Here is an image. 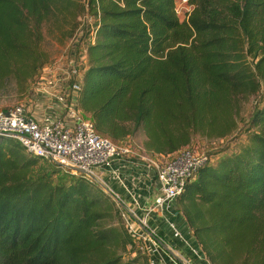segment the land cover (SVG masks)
<instances>
[{
    "label": "trees",
    "instance_id": "obj_1",
    "mask_svg": "<svg viewBox=\"0 0 264 264\" xmlns=\"http://www.w3.org/2000/svg\"><path fill=\"white\" fill-rule=\"evenodd\" d=\"M173 1L0 0V89L12 80L21 96L48 62L43 26L70 38L86 11L93 35L80 38L76 106L98 135L117 142L140 131L158 154L217 121L223 136L237 96L264 87V0H189L185 20ZM240 133L176 199L208 264H264V91ZM41 160L0 134V264H149L106 192Z\"/></svg>",
    "mask_w": 264,
    "mask_h": 264
},
{
    "label": "built area",
    "instance_id": "obj_2",
    "mask_svg": "<svg viewBox=\"0 0 264 264\" xmlns=\"http://www.w3.org/2000/svg\"><path fill=\"white\" fill-rule=\"evenodd\" d=\"M191 8L189 0L173 1V11L181 20L187 18ZM92 31L91 28L90 41H92ZM82 67L80 61L75 62L73 58L54 66L52 71L43 65L34 91L54 101L60 117L43 116L40 121H36L22 106L0 109V134H9V137L16 140L32 156L52 162L72 174H81L90 181H92L91 177H94L102 183L100 170H107L114 174L111 167L112 160L126 155L129 150L98 135L92 122L84 118L76 106ZM50 73L54 74V78L51 82H46ZM167 157L168 159L163 162L150 161L154 171L156 194L153 203L145 208L143 218H136L134 213V217L129 216L132 218L133 225L126 223V226L133 236L141 237L140 231L143 232L141 227L146 229L150 235H155L147 229L146 225L147 215L152 212H160L167 217L165 223L175 231L170 218L177 213L175 211L176 199L185 181L208 160L204 155L188 149L167 154ZM186 245L197 260L208 264L200 248L195 249ZM169 258L175 262L170 256Z\"/></svg>",
    "mask_w": 264,
    "mask_h": 264
},
{
    "label": "rangeland",
    "instance_id": "obj_3",
    "mask_svg": "<svg viewBox=\"0 0 264 264\" xmlns=\"http://www.w3.org/2000/svg\"><path fill=\"white\" fill-rule=\"evenodd\" d=\"M93 21L94 19L92 18L91 15H89L86 11L82 12L77 19V28L74 34L70 38L62 35L60 31L51 30L47 24L44 25L42 28L44 33V39L40 45V49L44 52V54L47 56L48 59V62L44 66L49 67L52 71L53 67L61 63L65 56L75 59V62H79V56L82 55L80 53L83 51V43L80 41L81 40L80 38L84 32L91 29ZM41 71L42 70L40 68L36 77L32 78L27 83L26 89L21 96L20 95L18 96L16 93L17 91H19V86L12 80H8V83H6L0 89V109L19 105L22 106L23 109L26 110L28 114H32L33 118L43 117V116L51 117L52 112L50 110L44 111L39 106L38 100L41 99L42 96L36 94L34 91V87L37 81L39 80V75L41 74ZM48 79H49V75H48ZM48 79L46 80V82L48 81ZM262 84H263L262 82L259 83L260 86L258 88V91L254 94H251L247 97L237 96V100H235V102L237 101V111L236 114H233L232 116L233 125L231 126L233 127L230 126V128L232 129H230L226 134H224L223 136L219 135L220 131L217 129L218 121L214 124L215 126L214 128H212L211 126L209 127L207 125H203V127H201L197 132L189 135V143L186 146L179 148L175 152H178L181 149H188L192 152L204 155L205 157H207V159L210 162L213 159L214 153L217 152L218 150L225 148L226 152L232 151L233 146L242 139L240 132L245 127L247 118L249 117L254 105L257 103L260 93L264 91L263 90L264 87ZM86 115L88 116V114ZM86 115L85 117H87ZM145 139L146 138L143 132L139 131L136 132L134 135L125 137L121 141H117V142L112 141L115 145L120 147H125L129 150V152L126 155H123L122 157H118L125 160L124 168H127L125 169V172H127L128 175L129 172L132 175L133 171H137L140 169L144 176L147 169L150 170V172H151L150 168L153 169V166L150 163V161L163 162L168 159L167 154L164 153L158 154V153H151L145 151L143 149V143ZM39 166L46 170L53 167L52 164L43 160L40 161ZM100 171L104 173V170L101 169ZM112 175L111 176L101 175L102 178L101 185L106 189H108L111 194H113L112 191L110 190L112 188L111 186L112 180L116 181V183L118 182L116 176H114L115 174ZM120 202L124 206L126 211L119 204L117 203L116 204L120 207L123 213L125 224L126 223L132 224L133 221L132 218L129 217V215L130 216L132 215L134 217L133 210L131 209V207L128 206L129 204L128 201L120 200ZM177 205L175 203V207L178 210ZM259 218L260 219L264 218V214L260 215ZM153 236H155L157 239H160L156 233ZM168 248L172 250L171 247L168 246ZM139 251L142 250L139 249ZM176 255L179 256L178 254ZM174 264L177 263L174 262Z\"/></svg>",
    "mask_w": 264,
    "mask_h": 264
},
{
    "label": "crops",
    "instance_id": "obj_4",
    "mask_svg": "<svg viewBox=\"0 0 264 264\" xmlns=\"http://www.w3.org/2000/svg\"><path fill=\"white\" fill-rule=\"evenodd\" d=\"M79 61L81 63L82 70L84 68V53H80ZM83 57V58H82ZM70 57H64L62 62L69 59ZM81 58V59H80ZM54 74L50 73L48 81H52ZM39 106L42 110H50L52 112L51 118H58L57 106L52 100L48 98L41 97L38 100ZM32 117L33 115L30 114ZM42 117H35L36 121H40ZM125 160L121 158H115L111 162V167L114 170V176L117 178V182L112 180L110 189L113 194H115L120 200L128 201V206L131 207L136 218H143L145 213V208L153 203L154 196L156 194V188L154 184V171L152 168L146 170V173L142 174L141 170L133 171L132 175L129 172H125L124 168ZM113 173L104 170L101 173L102 176L111 175ZM113 176V175H112ZM111 180V179H110ZM128 187V188H127ZM167 217L163 216L160 212H152L147 215L146 225L147 229L153 233H156L160 240L166 245L171 247L173 252L178 254L187 264H205L203 261L196 260L189 252L186 244L190 247L199 249L197 243L195 242L193 236L191 235L190 229L185 224L182 215L178 212L170 218L174 225L175 231H173L166 223L165 219ZM141 238L143 240L144 249L146 250V255L149 259V264H174V262L169 258V256L144 232H141ZM149 237V238H148ZM151 239V240H150Z\"/></svg>",
    "mask_w": 264,
    "mask_h": 264
},
{
    "label": "water",
    "instance_id": "obj_5",
    "mask_svg": "<svg viewBox=\"0 0 264 264\" xmlns=\"http://www.w3.org/2000/svg\"><path fill=\"white\" fill-rule=\"evenodd\" d=\"M3 135L9 137V134H7V133H3ZM91 180L95 184H97L104 192H106L117 204H119L126 211V209L124 208V206L121 204L120 200H118L117 197L114 194H111L110 191L108 189H106L105 187H103L101 185V183L99 181H97L94 177H91ZM141 230L143 232H145L147 235L151 236V238H153V240L156 242V244L164 252H166L177 264H185V262L179 256H177L172 250H170V248H168V246H166L161 240H159L156 237L150 235L149 232L146 229L142 228V227H141Z\"/></svg>",
    "mask_w": 264,
    "mask_h": 264
}]
</instances>
